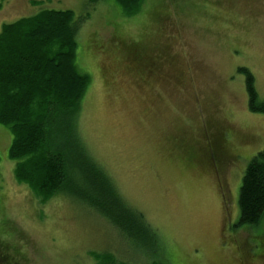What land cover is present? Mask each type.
Masks as SVG:
<instances>
[{"label":"rangeland","instance_id":"obj_1","mask_svg":"<svg viewBox=\"0 0 264 264\" xmlns=\"http://www.w3.org/2000/svg\"><path fill=\"white\" fill-rule=\"evenodd\" d=\"M45 9L75 13L78 67L91 76L81 140L156 238L139 245L76 200L19 183L0 125V254L13 264H99L104 253L117 264H264V219L239 226L238 205L264 147V114L248 110L238 72H252L264 101V0H144L131 18L115 0H0V30ZM131 39L155 63L144 74L106 63L107 46Z\"/></svg>","mask_w":264,"mask_h":264},{"label":"trees","instance_id":"obj_2","mask_svg":"<svg viewBox=\"0 0 264 264\" xmlns=\"http://www.w3.org/2000/svg\"><path fill=\"white\" fill-rule=\"evenodd\" d=\"M143 1L115 0L127 18L141 11ZM76 33L73 11L50 9L1 27L0 125L11 133L8 156L15 162V177L42 199L62 193L105 217L129 240L149 245L156 234L144 216L126 204L81 140L78 115L91 76L78 67L81 55ZM91 48L95 49L94 40L85 49ZM103 54L108 66L136 64L143 74L154 63L134 39L112 43ZM238 72L245 76L248 110L264 114L252 72L245 67ZM238 205L239 226H260L264 219V147L251 157L243 173ZM139 245L134 250L149 254V248ZM92 258L99 264H117L106 253ZM12 262L1 252L0 264Z\"/></svg>","mask_w":264,"mask_h":264},{"label":"flooded vegetation","instance_id":"obj_3","mask_svg":"<svg viewBox=\"0 0 264 264\" xmlns=\"http://www.w3.org/2000/svg\"><path fill=\"white\" fill-rule=\"evenodd\" d=\"M154 64V63H153Z\"/></svg>","mask_w":264,"mask_h":264}]
</instances>
